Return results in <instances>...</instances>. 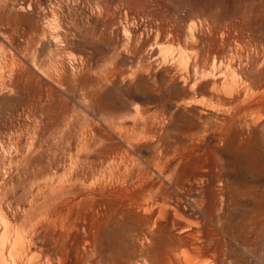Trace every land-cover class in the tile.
Here are the masks:
<instances>
[{
    "label": "rangeland",
    "instance_id": "obj_1",
    "mask_svg": "<svg viewBox=\"0 0 264 264\" xmlns=\"http://www.w3.org/2000/svg\"><path fill=\"white\" fill-rule=\"evenodd\" d=\"M263 71L264 0H0L5 212L24 215L11 182L35 175L33 159L65 179L85 173L71 156L94 160L97 180L78 186L85 194L134 195L131 172L149 171L153 188L135 200L150 206L161 196L190 202L178 185L203 168L212 214L205 252L192 254L158 227L149 239L126 216L101 235L80 229L73 260L264 264V106L255 103L264 95L254 88L246 99L241 87H255ZM224 83L234 84L228 100ZM214 138L223 140L203 155ZM113 153L117 162L101 163ZM254 185L262 186L255 197Z\"/></svg>",
    "mask_w": 264,
    "mask_h": 264
},
{
    "label": "bare ground",
    "instance_id": "obj_2",
    "mask_svg": "<svg viewBox=\"0 0 264 264\" xmlns=\"http://www.w3.org/2000/svg\"><path fill=\"white\" fill-rule=\"evenodd\" d=\"M47 32L49 42L53 41L49 30ZM260 75L255 87L241 83L246 99L253 96L254 88L262 89L264 95V71ZM231 81L236 84L233 73ZM232 87L223 89V96L227 97V100L228 96H232ZM255 103L264 106V96L256 99ZM255 107L257 106L250 104L244 108V112L248 113ZM251 123L252 119L246 116L245 124L249 126ZM222 140L214 138L209 141L208 149L203 155L213 151L216 142L221 143ZM199 149L200 147L192 146L191 151ZM80 158L77 154L71 156L70 164L84 167L85 173L70 170L68 179L54 176L51 178L43 162L33 159L30 167L37 169L35 175L25 173L22 179L11 182L13 188L21 189L18 194L20 198L15 200L14 204H22V216L5 212L1 201H9V193L5 188L8 180H0V264H79L73 260V251L79 242V230L89 229L101 235L111 223L126 216L135 217L136 229L149 239H152L153 230L158 227L165 229L172 238L182 241L183 246L192 254L207 250L206 247L212 238L206 235L205 228L212 219V214L203 191V185L208 181L205 169H196L178 185L179 194L187 193L190 202H185L180 195L173 198L161 196L155 197L154 206H150L147 202L135 200L142 192L149 193L153 188V185H148L149 171L137 175L131 172V178L136 177L137 180L134 195L129 194L126 189L118 195L116 191L110 190L85 194L78 186L97 180V165L94 160L85 159L82 162ZM117 160L118 155L113 153L102 157L101 163ZM260 187L262 186L254 185L250 191L251 196H257ZM185 264H191L189 257H186Z\"/></svg>",
    "mask_w": 264,
    "mask_h": 264
}]
</instances>
